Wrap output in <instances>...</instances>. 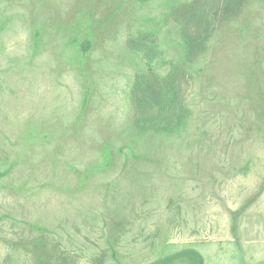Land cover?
Segmentation results:
<instances>
[{
  "label": "rangeland",
  "instance_id": "obj_1",
  "mask_svg": "<svg viewBox=\"0 0 264 264\" xmlns=\"http://www.w3.org/2000/svg\"><path fill=\"white\" fill-rule=\"evenodd\" d=\"M0 264H264V0H0Z\"/></svg>",
  "mask_w": 264,
  "mask_h": 264
},
{
  "label": "trees",
  "instance_id": "obj_2",
  "mask_svg": "<svg viewBox=\"0 0 264 264\" xmlns=\"http://www.w3.org/2000/svg\"><path fill=\"white\" fill-rule=\"evenodd\" d=\"M129 44H130V46L132 47V45H131V41L129 42Z\"/></svg>",
  "mask_w": 264,
  "mask_h": 264
}]
</instances>
